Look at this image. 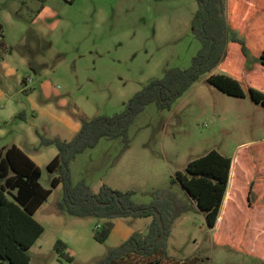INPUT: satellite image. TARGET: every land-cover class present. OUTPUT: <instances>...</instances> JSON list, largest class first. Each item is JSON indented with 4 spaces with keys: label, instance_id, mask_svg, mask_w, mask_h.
Wrapping results in <instances>:
<instances>
[{
    "label": "rangeland",
    "instance_id": "1",
    "mask_svg": "<svg viewBox=\"0 0 264 264\" xmlns=\"http://www.w3.org/2000/svg\"><path fill=\"white\" fill-rule=\"evenodd\" d=\"M41 7L43 14L35 19ZM196 14L195 0H0V41L12 49V64L23 51L29 65L37 66L35 74L22 68L24 76L34 79L33 99L45 92L61 96L68 112L91 119L121 113L167 70L187 68L200 47ZM210 74L201 75L170 110L148 105L129 127L127 144L101 139L70 164L74 184L83 180L90 188L133 191L132 200L139 204L150 202L155 192H171L188 203V212L170 226L168 258L136 257L134 264H264V207L256 211L246 205L252 175L248 157L241 183L231 178L214 230L185 190L171 184L176 172L184 173L190 161L211 150L234 159L235 166L239 152L264 145V108L251 101L246 88L242 98L220 92L207 82ZM21 115L16 117L22 120ZM17 124L6 136L19 131ZM50 159L44 150L40 163ZM52 177L42 166L40 185L49 189ZM61 195V187L53 189L34 216L43 232L27 253L30 264H94L120 245L94 240V228L103 220L58 213ZM121 220L143 234L149 225L147 219ZM217 234H224V240L217 242ZM57 240L66 244L71 262L54 252Z\"/></svg>",
    "mask_w": 264,
    "mask_h": 264
},
{
    "label": "trees",
    "instance_id": "2",
    "mask_svg": "<svg viewBox=\"0 0 264 264\" xmlns=\"http://www.w3.org/2000/svg\"><path fill=\"white\" fill-rule=\"evenodd\" d=\"M195 1L194 34L200 47L187 68L167 70L162 79L151 81L137 92L121 113L91 119L77 115L81 127L68 142L39 136V147L53 146L57 150L45 166L53 174L49 189L40 185L41 169L19 148L12 145L0 149V264H30L27 253L43 232L33 215L58 186L62 190L55 206L58 213L106 220L94 228L93 238L98 243L107 240L111 220L151 218L146 233L133 232L94 264H134L132 259L136 257H156L158 262L160 257L168 258L166 239L170 226L174 219L188 212L187 202L171 192L164 196L155 192L150 202L139 204L132 200L133 191L120 192L105 185L94 193L83 180L72 182L70 164L81 153L95 148L101 139L127 144L129 127L148 105L160 111L170 110L201 75L215 69L219 72L207 77L209 84L237 98L245 96L243 88H246L251 101L264 108V0ZM246 157L252 166L246 205L249 210L258 211L264 207V145L239 152L235 166L234 159L211 150L190 161L184 173L176 172L171 180L172 185L178 183L195 202L208 229L214 230L217 224L231 178L241 183L247 171V163H243ZM154 212L160 214L165 231L158 243L155 242L160 229ZM224 238V234H217V242ZM53 250L71 262L67 246L61 240L55 242Z\"/></svg>",
    "mask_w": 264,
    "mask_h": 264
},
{
    "label": "crops",
    "instance_id": "3",
    "mask_svg": "<svg viewBox=\"0 0 264 264\" xmlns=\"http://www.w3.org/2000/svg\"><path fill=\"white\" fill-rule=\"evenodd\" d=\"M43 11L42 8L35 19L39 18ZM7 49L5 43L0 46V149L14 145L42 169V166L45 167L56 156L57 150L53 146L39 147V136L48 139L58 138L68 142L80 130L81 124L75 113L68 112L65 109V100L61 96L50 97L45 92L44 95L40 93L41 99H33L34 89L31 84L34 79L28 75L24 76L22 68L28 66L35 74L38 69L34 66H37L33 65L32 67L29 65V57L23 51L17 54L19 61H14L17 65L12 64L10 57L13 51ZM25 102L28 104L29 117L26 116L25 109H23ZM18 113L23 114L21 115L23 116L22 120L16 117ZM15 122H18L16 127L19 131L6 136ZM46 149L49 151L51 159L49 162L41 164V155ZM59 187L61 186L55 189ZM99 189L100 187L98 189L91 188L94 193H97ZM42 207L43 205L35 214ZM110 222L112 223V229L107 239L118 242L116 244L123 243L133 232L139 230V227H132L126 220L114 219ZM147 223H150L148 218Z\"/></svg>",
    "mask_w": 264,
    "mask_h": 264
},
{
    "label": "water",
    "instance_id": "4",
    "mask_svg": "<svg viewBox=\"0 0 264 264\" xmlns=\"http://www.w3.org/2000/svg\"><path fill=\"white\" fill-rule=\"evenodd\" d=\"M154 215L156 216L157 218V222H158V225H159V229H160V234H159V237L157 238L156 242L155 243H158L163 237H164V226H163V223H162V220H161V217H160V214L157 213V212H154ZM154 264H157V263H154Z\"/></svg>",
    "mask_w": 264,
    "mask_h": 264
}]
</instances>
